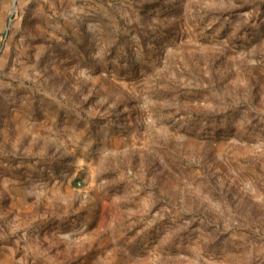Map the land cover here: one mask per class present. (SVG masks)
<instances>
[{"label": "rangeland", "instance_id": "1", "mask_svg": "<svg viewBox=\"0 0 264 264\" xmlns=\"http://www.w3.org/2000/svg\"><path fill=\"white\" fill-rule=\"evenodd\" d=\"M14 2L0 264H264V0Z\"/></svg>", "mask_w": 264, "mask_h": 264}, {"label": "crops", "instance_id": "2", "mask_svg": "<svg viewBox=\"0 0 264 264\" xmlns=\"http://www.w3.org/2000/svg\"><path fill=\"white\" fill-rule=\"evenodd\" d=\"M2 247H7V246L2 245ZM2 262H3V260H2ZM2 262H1V264H8V262H4V263H2Z\"/></svg>", "mask_w": 264, "mask_h": 264}, {"label": "water", "instance_id": "3", "mask_svg": "<svg viewBox=\"0 0 264 264\" xmlns=\"http://www.w3.org/2000/svg\"><path fill=\"white\" fill-rule=\"evenodd\" d=\"M15 3H16V0H15V2H14V9H15Z\"/></svg>", "mask_w": 264, "mask_h": 264}]
</instances>
